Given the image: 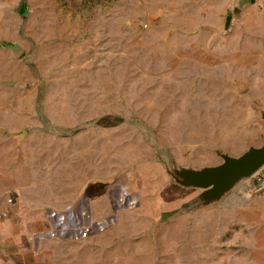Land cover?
I'll return each mask as SVG.
<instances>
[{
  "label": "rangeland",
  "instance_id": "obj_1",
  "mask_svg": "<svg viewBox=\"0 0 264 264\" xmlns=\"http://www.w3.org/2000/svg\"><path fill=\"white\" fill-rule=\"evenodd\" d=\"M0 119L1 149H82L121 212H87L35 264L257 256L264 167L220 199L194 181L264 145V0H0Z\"/></svg>",
  "mask_w": 264,
  "mask_h": 264
},
{
  "label": "crops",
  "instance_id": "obj_2",
  "mask_svg": "<svg viewBox=\"0 0 264 264\" xmlns=\"http://www.w3.org/2000/svg\"><path fill=\"white\" fill-rule=\"evenodd\" d=\"M79 150L77 160L68 158L67 149L0 148V264H35L50 233L73 228L84 212L95 221L121 213L110 198V180L99 181L97 172L84 179ZM251 188L255 196L246 208L259 221L257 229L251 228L256 232L252 248L258 252L240 264H264V169Z\"/></svg>",
  "mask_w": 264,
  "mask_h": 264
},
{
  "label": "water",
  "instance_id": "obj_3",
  "mask_svg": "<svg viewBox=\"0 0 264 264\" xmlns=\"http://www.w3.org/2000/svg\"><path fill=\"white\" fill-rule=\"evenodd\" d=\"M264 167V145L250 150L239 158L225 157L220 166L205 169L196 174L195 184L212 192L220 199L244 178L255 175Z\"/></svg>",
  "mask_w": 264,
  "mask_h": 264
},
{
  "label": "built area",
  "instance_id": "obj_4",
  "mask_svg": "<svg viewBox=\"0 0 264 264\" xmlns=\"http://www.w3.org/2000/svg\"><path fill=\"white\" fill-rule=\"evenodd\" d=\"M124 204H123V199H119L118 205L123 207ZM84 216L88 217L87 213L84 212L83 213V217ZM106 223H107V221H105V220L96 221L95 222V225H93V227L94 226L100 227V226H103ZM78 228L79 227H78L77 224H75V226L73 228H66V227H63L62 229L59 228L58 231H52L50 233V236L49 237L50 238H54V239H58V238H65L67 234H69V235H76L77 233H73L74 231H72V230H76Z\"/></svg>",
  "mask_w": 264,
  "mask_h": 264
}]
</instances>
